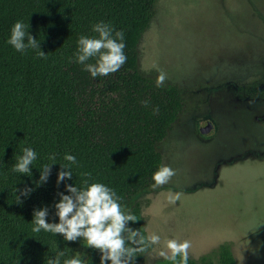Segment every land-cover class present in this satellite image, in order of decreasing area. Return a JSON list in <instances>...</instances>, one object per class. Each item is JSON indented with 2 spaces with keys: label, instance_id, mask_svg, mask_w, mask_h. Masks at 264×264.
<instances>
[{
  "label": "trees",
  "instance_id": "trees-1",
  "mask_svg": "<svg viewBox=\"0 0 264 264\" xmlns=\"http://www.w3.org/2000/svg\"><path fill=\"white\" fill-rule=\"evenodd\" d=\"M157 0H0V264H47L57 246L66 256L87 247L84 264H100L98 249L86 241H64L60 234L33 233V209L50 206L65 191L57 185L65 152L77 156V186L82 180L113 188L125 208L139 193L153 188L152 174L164 166L158 147L169 137L185 109L178 85L140 69V42L156 15ZM23 19L40 41L46 58L29 49L16 52L5 41L13 23ZM111 23L125 34L127 61L119 71L93 78L69 61L81 34L96 35L92 24ZM90 62L95 63V60ZM31 145L39 153L34 166L56 154L48 182L36 187L32 177L12 173L15 153ZM74 181H68L73 183ZM34 187L23 203L15 202L14 185ZM19 194V193H18ZM137 216L130 226L148 235L140 202L129 210ZM137 251L132 264L145 261L151 250ZM220 264H238L230 244L218 250ZM63 259V258H62ZM154 264H171L161 258ZM188 264H214L209 256Z\"/></svg>",
  "mask_w": 264,
  "mask_h": 264
},
{
  "label": "rangeland",
  "instance_id": "rangeland-1",
  "mask_svg": "<svg viewBox=\"0 0 264 264\" xmlns=\"http://www.w3.org/2000/svg\"><path fill=\"white\" fill-rule=\"evenodd\" d=\"M139 50L141 71L185 101L158 147L174 174L124 208L140 202L147 233L161 235L140 264L164 258L172 238L194 259L220 264L230 244L238 264H264V0H157Z\"/></svg>",
  "mask_w": 264,
  "mask_h": 264
},
{
  "label": "clouds",
  "instance_id": "clouds-1",
  "mask_svg": "<svg viewBox=\"0 0 264 264\" xmlns=\"http://www.w3.org/2000/svg\"><path fill=\"white\" fill-rule=\"evenodd\" d=\"M30 24L23 19L16 20L10 29L6 43L21 54L29 49L37 50L36 55L46 58V53L41 50L40 41L29 31ZM91 31L96 35L81 34L76 41V48L69 61L83 66V70L97 78L115 73L127 61L125 34L121 29L103 20L91 26ZM95 60V63L90 62ZM163 77H161V80ZM39 159V153L31 145L20 146L19 154L15 153L12 173L32 177L33 167L39 169L38 180H34L36 187L46 184L51 176L52 165L57 164L56 154L48 155L49 162L34 166ZM63 161L59 163L56 183L64 184L65 191L57 193L58 199L51 205L54 212L50 221V206L36 207L33 209L31 230L33 233L41 231L52 234H60L64 241H86V246L98 249L100 264H132L137 251H144L148 246L160 244L161 235L153 231L148 235L141 233L140 229L130 226L129 222H136L137 216L124 210L120 203V197L116 191L102 182L82 180L77 186L74 181L73 166H79L77 156L71 152H65ZM174 174L173 169L161 166L152 174L153 187L168 182ZM68 181H74L68 183ZM12 191L15 202L23 203L21 197L28 198L34 191V187L27 183L23 188L14 185ZM19 193V194H18ZM167 251L160 250L159 255L171 264H188V240L168 239L165 245ZM63 258V259H62ZM47 264H84L79 255L66 256V249L57 250L54 255L47 258Z\"/></svg>",
  "mask_w": 264,
  "mask_h": 264
},
{
  "label": "water",
  "instance_id": "water-1",
  "mask_svg": "<svg viewBox=\"0 0 264 264\" xmlns=\"http://www.w3.org/2000/svg\"><path fill=\"white\" fill-rule=\"evenodd\" d=\"M215 130V126L213 122H209L206 126L201 128L202 134H208Z\"/></svg>",
  "mask_w": 264,
  "mask_h": 264
},
{
  "label": "flooded vegetation",
  "instance_id": "flooded-vegetation-1",
  "mask_svg": "<svg viewBox=\"0 0 264 264\" xmlns=\"http://www.w3.org/2000/svg\"><path fill=\"white\" fill-rule=\"evenodd\" d=\"M200 132H201V129H200Z\"/></svg>",
  "mask_w": 264,
  "mask_h": 264
}]
</instances>
